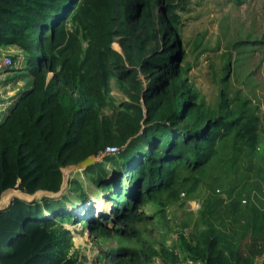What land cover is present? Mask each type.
<instances>
[{"label": "trees", "instance_id": "trees-1", "mask_svg": "<svg viewBox=\"0 0 264 264\" xmlns=\"http://www.w3.org/2000/svg\"><path fill=\"white\" fill-rule=\"evenodd\" d=\"M175 8L173 0H0V46L25 53L30 77L0 121V197L7 189L58 192L64 167L103 154L80 171L98 190L92 191L96 199L113 203L115 221L109 227L105 220L112 217L100 219L92 206L75 213L66 195L14 197L0 209V264H82L64 222H83L98 235L135 236L143 221L163 222L168 204L192 192L220 143L255 151L259 120L248 99L232 106L221 90L215 105H205L179 63V40L147 48L155 20L176 29ZM116 38L124 55L112 46ZM125 59L148 74L149 85L129 73ZM112 78L129 81L133 92L112 114H102ZM107 146L118 150L105 153ZM70 189L72 206L93 200L80 178L70 180ZM229 205L239 213L237 199ZM215 210L212 199L200 202L194 212L206 226L195 229L192 240L179 234L184 258L201 264H255L260 258L264 264V215L259 224L247 219L222 231L210 222ZM110 253L116 264L141 261L134 249Z\"/></svg>", "mask_w": 264, "mask_h": 264}, {"label": "rangeland", "instance_id": "rangeland-1", "mask_svg": "<svg viewBox=\"0 0 264 264\" xmlns=\"http://www.w3.org/2000/svg\"><path fill=\"white\" fill-rule=\"evenodd\" d=\"M173 3L179 16L176 29H167L168 25L155 20L147 48L179 40L184 49V58L179 63L186 69L185 76L192 90L205 105H215L221 90L231 99L232 106L248 99L249 108L255 110L259 120L258 144L251 152L233 149L227 142L220 143L218 156L210 161L192 192L168 204L163 222L143 221L135 236L98 235L83 222H64L73 243L71 252L82 264H116L117 258L110 252L121 247L137 250L140 264H201L184 258V248L178 239L179 234L189 238L197 232L195 229L206 226L199 213L194 212L197 207L192 204L193 200L204 204L212 199L216 203V217L210 222L222 231L238 228L247 219L259 224L264 215V0H173ZM163 11L161 6L158 14L162 15ZM133 29L136 37H144L140 29ZM112 46L123 53L118 38ZM7 56L12 58L11 65L2 62ZM25 58V53L14 45L0 46V121L14 98L30 84ZM226 64L229 67L227 80H222ZM125 66L142 85L150 84L148 74L137 70L128 59ZM130 91L133 89L129 81L112 78L110 102L104 106L102 114H112L119 103L128 102ZM102 158L103 154L97 156L96 161ZM80 170L77 165L64 167L60 191L49 195L69 197L65 205L75 213H84L92 206L93 215L100 219L112 217V221L105 222L115 227L113 203L96 199L92 191L98 190ZM74 178H80L92 201L71 205L74 191L70 189V180ZM235 199L239 201L238 214H233L229 205ZM107 206L110 209L105 210ZM143 210L147 212V207ZM171 252L177 256L176 260ZM259 260L255 264H259Z\"/></svg>", "mask_w": 264, "mask_h": 264}, {"label": "crops", "instance_id": "crops-1", "mask_svg": "<svg viewBox=\"0 0 264 264\" xmlns=\"http://www.w3.org/2000/svg\"><path fill=\"white\" fill-rule=\"evenodd\" d=\"M7 193H8V197L6 196ZM38 194H39V196H37ZM44 194H45V192H43V191H38L34 194H27V193L21 192L18 189H7L1 195V197L4 200V204H3L2 208L6 207L14 197H19V198L24 199V200H32V199H36V198H39L41 196H44ZM6 199H7V201H6Z\"/></svg>", "mask_w": 264, "mask_h": 264}, {"label": "built area", "instance_id": "built-area-1", "mask_svg": "<svg viewBox=\"0 0 264 264\" xmlns=\"http://www.w3.org/2000/svg\"><path fill=\"white\" fill-rule=\"evenodd\" d=\"M2 62H3L4 65H11L12 64V58L9 57V56L4 57ZM117 150H118L117 146H107L106 149H105V153L115 152ZM181 196H184V193H181ZM2 201H3V198L0 197V209L2 208V205H1ZM191 202H192V204L194 206L197 207L196 210H198L200 208V202L199 201L193 200Z\"/></svg>", "mask_w": 264, "mask_h": 264}, {"label": "water", "instance_id": "water-1", "mask_svg": "<svg viewBox=\"0 0 264 264\" xmlns=\"http://www.w3.org/2000/svg\"><path fill=\"white\" fill-rule=\"evenodd\" d=\"M96 161V157L95 156H93V155H91V156H88L87 158H85L84 160H82L80 163H78L77 164V167L78 168H85V167H87L88 165H90V164H92V163H94ZM59 192V191H58ZM48 195L50 194H52V193H50V192H46Z\"/></svg>", "mask_w": 264, "mask_h": 264}, {"label": "bare ground", "instance_id": "bare-ground-1", "mask_svg": "<svg viewBox=\"0 0 264 264\" xmlns=\"http://www.w3.org/2000/svg\"><path fill=\"white\" fill-rule=\"evenodd\" d=\"M12 191V190H11ZM13 193V192H12ZM6 196L8 197V193L6 194ZM5 198V197H4ZM6 201H7V199H6ZM3 204H4V200L2 201V203H1V205L3 206ZM109 207L107 206L106 208H105V210H107ZM110 209V208H109Z\"/></svg>", "mask_w": 264, "mask_h": 264}, {"label": "clouds", "instance_id": "clouds-1", "mask_svg": "<svg viewBox=\"0 0 264 264\" xmlns=\"http://www.w3.org/2000/svg\"><path fill=\"white\" fill-rule=\"evenodd\" d=\"M82 169V168H81ZM44 192V191H43ZM45 195H46V193H45Z\"/></svg>", "mask_w": 264, "mask_h": 264}]
</instances>
